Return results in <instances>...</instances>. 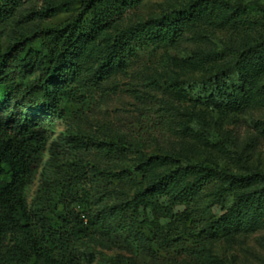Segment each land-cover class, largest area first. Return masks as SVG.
<instances>
[{
  "label": "trees",
  "instance_id": "16d2710c",
  "mask_svg": "<svg viewBox=\"0 0 264 264\" xmlns=\"http://www.w3.org/2000/svg\"><path fill=\"white\" fill-rule=\"evenodd\" d=\"M24 1L0 0V23L14 16ZM141 1L78 0L79 11L68 21L18 36L5 52L0 51V264H81V242L95 232L126 238L139 234L164 249H174L189 239H206L232 228L236 230V223L243 226V219L255 216V209L264 210L262 173L236 174L208 165L184 164L172 156L157 154L139 167L123 171H107L93 165L100 177L94 184L104 180L117 184L147 182L131 200L122 197L118 204L104 205L107 199L104 193L98 195L93 188L84 187L89 181L80 151H101L113 160L117 154L141 151L145 143H130L122 138L98 141L70 131L56 142L48 179L30 207L28 195L43 168L54 132L48 117H65L69 105L79 102L86 86L74 85V78L81 75L82 68L74 65L71 57ZM212 1L225 2L196 0L184 9L162 13L150 24L123 29L111 39L101 68L135 59L140 50L149 46L175 44L185 25ZM235 7L236 11L250 8L264 11V5L244 4L243 0H237ZM58 11V7L50 5L42 16L52 18ZM37 46L45 52L35 49ZM234 55L229 65L189 83L182 96L201 105L239 110L240 98L248 94L252 83L242 67L248 62L262 65L264 42L244 46ZM35 65L39 67V75L29 81L28 74ZM142 132L150 137L152 131ZM64 153L66 163L62 162ZM150 162L171 169L152 179ZM189 174L199 178L176 189L175 185ZM220 182L225 183L220 189V204L225 203L235 187L246 189L260 183L263 190L237 193L227 214L207 226L197 202L205 191ZM257 203L260 208H255ZM86 210L95 211L88 215V221ZM185 214L190 216L186 228Z\"/></svg>",
  "mask_w": 264,
  "mask_h": 264
},
{
  "label": "rangeland",
  "instance_id": "374dc122",
  "mask_svg": "<svg viewBox=\"0 0 264 264\" xmlns=\"http://www.w3.org/2000/svg\"><path fill=\"white\" fill-rule=\"evenodd\" d=\"M78 0H25L14 16L0 23V51L5 52L14 39L34 29L56 27L79 11ZM196 0H142L127 9L110 29L86 42L71 57L82 68L74 78L75 86L86 85L77 104H70L65 117H48L54 126L45 163L29 192L30 207L49 176V166L56 142L66 132L98 141L122 138L130 143H145L144 149L115 159L101 151L82 150L80 159L86 165L88 184L98 195L107 196L104 205L131 200L146 183L117 184L100 178L93 169L98 165L107 171L137 168L152 155L172 156L181 163L208 165L236 174L264 175V62L255 66L248 62L242 71L252 79L248 94L241 97V108L230 111L192 102L182 95L189 83L200 81L223 68L244 46L264 42V11L250 8L237 10V0L212 1L195 19L187 23L181 38L173 45H153L139 51L135 59L115 62L102 69L103 57L111 47V39L128 27L150 24L164 12L181 10ZM264 0H243L244 4ZM58 7L52 18H44L47 6ZM42 54L44 48L35 47ZM39 75L35 65L28 74L33 81ZM93 79V80H91ZM150 129L151 135H145ZM140 135V138H137ZM144 137V138H143ZM63 163L67 162L64 153ZM150 177L156 178L171 169L150 162ZM199 175L189 174L175 188L194 183ZM92 181V182H91ZM97 182V181H96ZM141 183V184H140ZM100 186L101 188H98ZM225 186L220 182L205 191L197 206L205 214L206 225L220 221L236 197L244 191H261L263 184L246 189L233 188L225 203L218 202ZM264 203H262V207ZM96 207V206H95ZM257 203L255 208H260ZM88 215L95 214L86 210ZM252 219L236 223V230L216 237L186 240L174 249L146 241L139 234L126 236L95 232L81 242V264H264V210H254ZM85 214V215H86ZM190 216L184 215V228ZM235 223V220H234ZM146 234V233H145ZM148 239L152 236L147 232Z\"/></svg>",
  "mask_w": 264,
  "mask_h": 264
}]
</instances>
